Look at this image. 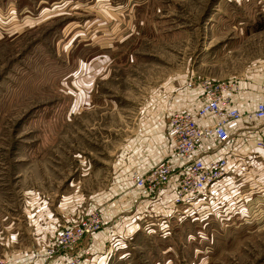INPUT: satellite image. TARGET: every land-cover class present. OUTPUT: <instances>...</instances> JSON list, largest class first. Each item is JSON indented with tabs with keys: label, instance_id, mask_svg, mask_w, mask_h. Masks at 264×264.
<instances>
[{
	"label": "rangeland",
	"instance_id": "obj_1",
	"mask_svg": "<svg viewBox=\"0 0 264 264\" xmlns=\"http://www.w3.org/2000/svg\"><path fill=\"white\" fill-rule=\"evenodd\" d=\"M205 77L257 100L264 0H0V264H264V212L225 202L127 230L129 179Z\"/></svg>",
	"mask_w": 264,
	"mask_h": 264
},
{
	"label": "built area",
	"instance_id": "obj_2",
	"mask_svg": "<svg viewBox=\"0 0 264 264\" xmlns=\"http://www.w3.org/2000/svg\"><path fill=\"white\" fill-rule=\"evenodd\" d=\"M193 92V101L166 115L168 158L129 179L138 194L125 213L129 234L135 221L154 234L162 224L191 219L224 202V212L254 210L252 217L264 212V198L253 195L264 193V77L256 101L248 83L236 78L205 77ZM92 225L67 232V245L74 246L70 256L82 250L81 236L95 232Z\"/></svg>",
	"mask_w": 264,
	"mask_h": 264
},
{
	"label": "bare ground",
	"instance_id": "obj_3",
	"mask_svg": "<svg viewBox=\"0 0 264 264\" xmlns=\"http://www.w3.org/2000/svg\"><path fill=\"white\" fill-rule=\"evenodd\" d=\"M262 181L264 182V178L262 179ZM243 187H244V185H243ZM249 189V188H248ZM158 230V229H157Z\"/></svg>",
	"mask_w": 264,
	"mask_h": 264
}]
</instances>
